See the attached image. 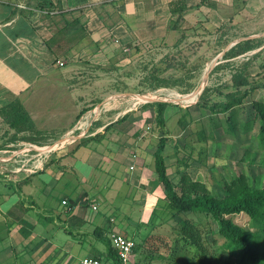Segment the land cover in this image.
Segmentation results:
<instances>
[{"label": "crops", "instance_id": "1", "mask_svg": "<svg viewBox=\"0 0 264 264\" xmlns=\"http://www.w3.org/2000/svg\"><path fill=\"white\" fill-rule=\"evenodd\" d=\"M226 19L230 35L248 27L250 19L258 29L242 35H264V0H0V151H10L11 146L25 141L12 140L14 135H27L16 133L1 113L2 107L17 99L41 133L50 118L52 130H82L72 139L77 144L67 157L70 171L44 165L31 176L21 170L23 164L8 181L0 182L15 189L0 191V264H80L83 257L104 253L106 245L99 237L108 238L111 232L138 236L135 227L125 230L124 221L118 224L117 216L107 214L117 208L115 204L97 216L88 215V209L118 198L122 184L130 189L127 198L134 190V197L145 205L164 199L153 153L146 146L144 152L138 146L134 154L126 152L130 140L134 145L136 140L131 136L126 142L120 140L119 114L109 121L100 117L90 122L88 117L84 127L80 126L82 120L78 126L72 122L60 127L58 117L66 119L73 112L81 115L74 106L69 110L63 105L90 103L91 98L77 94L61 97L57 89L70 90L77 81H84L86 73L102 72L123 51L131 55L134 49L147 45L171 44L178 35H195L199 28L213 29ZM137 115L133 113L123 122ZM98 133L104 134L101 141L87 140ZM66 173L71 178L62 185ZM37 182L52 188L47 191L37 187ZM31 184L35 191L28 192L25 188ZM58 187L60 205L51 199ZM138 187L142 190L137 191ZM28 199L39 205L28 204ZM32 211H36L34 217ZM40 211L49 215L43 217Z\"/></svg>", "mask_w": 264, "mask_h": 264}, {"label": "rangeland", "instance_id": "2", "mask_svg": "<svg viewBox=\"0 0 264 264\" xmlns=\"http://www.w3.org/2000/svg\"><path fill=\"white\" fill-rule=\"evenodd\" d=\"M250 20L248 27L242 31L236 30L233 35H230V21L226 19L222 24L218 22L216 28L206 27L203 29L201 27L195 35H178L176 37L178 40L174 39L171 44L161 42L147 45L137 50L134 49L131 55L128 51L121 52V55H117L113 62L103 67L102 72L86 73L88 76L84 78L83 82L77 81L73 85L74 89L73 87L70 90L63 87L57 89L58 95L61 97L77 94L91 98V102L81 105L72 103L63 105L69 110L74 106L79 112L87 111L79 117L76 112L71 113L72 117L69 113L66 119L61 116L56 122L60 124V127L63 123L70 124L72 122L78 126L82 120L80 126L84 127L88 117L90 122L100 117L109 121L114 115L119 114L120 117L133 111L130 115L137 113L135 118L119 124V130L122 133L119 136L120 140L126 142L130 136L136 140L135 145L131 144L130 140L131 145H126V152L134 154L138 147L144 152L146 147H149V152L153 153L154 158V152L161 137H166L164 154L170 169V178L174 183H178L182 174L187 172L192 178L205 182L212 192L218 194L222 193L226 179L229 180L236 174L245 172L253 184L264 187V144L260 141V123L257 120L253 104L254 101L264 102V86H260L248 94L242 103L236 105L231 111L223 112L219 110L220 107L218 108V104L228 100V93H237L238 95L244 89H250V86H246L239 92L237 91L233 79L236 72L243 71L252 86L264 85V35L255 37L260 40L257 43L260 45L255 49L232 59H224V54H222L217 59V64L213 65L217 56L229 44L245 36H251L242 35L244 32H253L258 29L257 25L252 22L253 19ZM261 28L264 30V27ZM217 65L218 68L214 70ZM160 79H165L166 83L164 86L156 88ZM201 87L203 89L198 93L194 102L184 103L175 99L174 93L193 94ZM205 88L207 90L203 99L200 100ZM49 94L50 92L47 95ZM52 94L56 95V93ZM149 94L156 96L150 102L169 100L167 102L170 105L164 111L165 124L163 127L158 125L156 106L139 108L149 101L139 103L138 107L132 104L137 95ZM50 119L43 123L44 126H47L46 129H43V133L34 134L35 142L25 140L11 146L10 151H0L1 183L8 181L9 175L15 174L14 170L20 169L18 167L23 164L25 166L23 165L21 168L25 169L21 170L31 176L44 165L53 166L52 169H56V171H70L71 166L67 157L71 155L73 147L77 144L72 139L80 135L82 130L71 128L70 132L65 133L62 132V129L52 130L51 126L54 123ZM249 123L250 127L244 130V125ZM28 134L30 132H27ZM67 136L71 141L49 152L52 145ZM142 136L143 138H141ZM41 148L47 154H41L39 151ZM150 153L149 159L152 158ZM8 158H11L10 161L5 160ZM40 160L42 164L39 166ZM42 176L45 177V175ZM70 176V173H66V176L62 177L64 180L62 185H66L70 181ZM38 177L40 178V176ZM158 183L159 181H157ZM36 185L45 187L47 191L50 190V187L52 188L51 185L45 186L42 182H37ZM3 186L0 185L1 192L15 190L14 187L11 188L8 185L3 189ZM30 186L25 190L35 191L34 184ZM156 186L153 184V188ZM60 189L61 187H58L53 190L51 197L58 205H60L57 199L60 196ZM138 190H142V187H138ZM128 191L130 192L128 185L122 184L118 198L115 197L108 203L104 201L105 203H102L99 208L97 207L98 209H93L92 204L88 209V215L97 216L100 211L111 210L109 206L115 204L117 208L112 207L115 210L107 212V214L117 216L120 220L117 222L118 224L124 221L122 224L125 225V230L135 227L138 236L134 239L140 244L136 256L140 264H169L172 250L158 236L165 237L172 247L178 232L176 228L178 221L187 218L198 222L199 226L204 228V236L208 239L210 246L212 243H215V247L224 244L225 238L217 232V225L211 217L202 213H182L170 217L171 213L163 199L154 204L147 202L145 205L143 200L139 203L140 199L134 197V193H136L134 190L132 194L130 193L131 197L127 198ZM31 200H27L28 204L35 205V207L39 205L36 201ZM41 201L39 200L40 204ZM101 201L103 202V200ZM152 208H157L156 218L152 219L155 223L151 220ZM35 212H31L32 216L36 215ZM42 212L44 211H40L41 214H43ZM47 213L44 212V216H42L45 217ZM233 218L244 227L253 231L256 229L252 227L250 217L244 213L234 215ZM39 220L41 219L39 218ZM166 220L168 222L161 224ZM45 221L46 219L43 222ZM142 221L144 222L141 223ZM154 224L156 227L155 236L151 233ZM261 242L264 244V238ZM178 257L183 258L182 250L179 251Z\"/></svg>", "mask_w": 264, "mask_h": 264}, {"label": "trees", "instance_id": "3", "mask_svg": "<svg viewBox=\"0 0 264 264\" xmlns=\"http://www.w3.org/2000/svg\"><path fill=\"white\" fill-rule=\"evenodd\" d=\"M259 41L260 40L255 37L241 40L226 51L223 58L232 59L245 54L258 47L260 45H257ZM217 68L218 65L215 66L214 70ZM233 79L238 92L246 86H250V89H244V91L238 95L237 93H228V100L218 104L220 111L226 112L228 110H233L236 105L242 103L243 99L248 94L254 92L260 86H264L261 84L252 86L251 81H249L248 76L245 75L243 71L236 72L233 75ZM159 82L156 88L164 86L166 80L160 79ZM206 90L207 88H205L204 92L201 94L200 100L203 99ZM197 96L198 94L185 103L194 102ZM253 104L258 118L257 120L260 123V141L264 144V102L254 101ZM168 105H170V103L167 101H156L145 103L139 108L156 106L158 125L163 127L165 124L164 111ZM86 111L87 110H83L81 115ZM131 112L126 113L116 122L125 121ZM1 113L5 122L8 123L11 128L15 129L16 133L30 132V134L24 135L21 138L14 135L11 137L12 140L21 139L32 140V142L36 141L34 134L36 135L41 132L38 130L30 113L19 99L2 107ZM112 124L114 123L108 125L106 130H109ZM249 127L250 123L245 124L244 130H247ZM103 137V133H98L94 136H90L87 140L101 141ZM69 141L71 140H66L61 146ZM165 146L166 137H161L160 143L154 152V158L158 180L164 188L165 198L163 200L166 202L165 205L168 207L169 213H171L170 217H175L182 213L205 214L215 221L217 232L225 238V242L221 246L215 247V243H212L210 246L207 241L208 239L204 236V228H201L198 222H194L189 218L180 220L176 226L178 232L172 247L165 237L161 235L158 236V238H161L160 240L167 244L172 250L169 264H264V244L261 242L264 238V187H258L253 184L250 177L245 172L236 174L229 180L226 179L223 184L222 193L218 194L212 192L205 182L192 178L187 172L182 174L178 183H174L168 173L166 156L164 154ZM39 172L41 171H38V173ZM64 199L65 198H63V200ZM240 213H244L250 217L252 227L256 228L254 231L242 226L234 220L233 216ZM155 214H157V208L153 209L151 220L156 218ZM166 222L168 221H163L161 224ZM153 223L155 222L153 221ZM155 228L154 224V227L151 228L153 236H155ZM99 238L103 240L106 248L102 255L95 256L104 257L107 260L112 259L113 262H117L109 237L103 236ZM139 248L140 244L136 242L134 250L136 254ZM180 250H182V259L178 257ZM139 262L138 260V264H140Z\"/></svg>", "mask_w": 264, "mask_h": 264}, {"label": "built area", "instance_id": "4", "mask_svg": "<svg viewBox=\"0 0 264 264\" xmlns=\"http://www.w3.org/2000/svg\"><path fill=\"white\" fill-rule=\"evenodd\" d=\"M63 65V62H60ZM11 159V158H8ZM133 168V166L131 167ZM62 203L67 204V200L64 199ZM97 204H93L94 209L97 208ZM111 245L115 252L117 262H113L112 259H105L104 257H98L95 255H89L81 259L80 264H138L137 256L135 253L136 241L133 238L124 236L119 232H111L109 234Z\"/></svg>", "mask_w": 264, "mask_h": 264}, {"label": "bare ground", "instance_id": "5", "mask_svg": "<svg viewBox=\"0 0 264 264\" xmlns=\"http://www.w3.org/2000/svg\"><path fill=\"white\" fill-rule=\"evenodd\" d=\"M170 93V92H169ZM197 92H195V93H193V94H187V95H182V94H180V93H174V96H175V99L176 100H178V101H181V102H186V101H188V100H190V99H192V97H195L197 94H196ZM196 94V95H195ZM195 95V96H194ZM152 98H156V96L155 95H152V94H149V95H145V96H136V98H135V100H134V103H132L133 104V106H137L139 103H141V102H146L147 100H150V99H152ZM174 99V100H175ZM177 101V102H178ZM138 107V106H137ZM70 132V131H69ZM62 139V138H61ZM69 138H68V136L66 137V138H64L63 140H59L60 142H58V143H55L54 145H52V147L50 148V151L49 152H51L52 150H55V149H57V148H59L66 140H68ZM45 147V146H44ZM39 151L41 152V154H43V153H45V154H47L46 152H44V150L41 148V149H39ZM39 153V152H38ZM3 158V157H2Z\"/></svg>", "mask_w": 264, "mask_h": 264}, {"label": "water", "instance_id": "6", "mask_svg": "<svg viewBox=\"0 0 264 264\" xmlns=\"http://www.w3.org/2000/svg\"><path fill=\"white\" fill-rule=\"evenodd\" d=\"M252 37H255V36H251V38ZM247 38H250V37H244V38H240V39H238L237 41H235V42H232L231 44H229L223 51H222V53H220L218 56H217V58L214 60V62H213V65H216L217 64V59L219 58V56H221L222 54H224L226 51H228L232 46H234L237 42H239V41H241V40H243V39H247ZM206 76V75H205ZM202 89H203V87H201L200 89H198V90H196L195 92H197V93H200L201 91H202ZM194 92V93H195ZM155 100V99H154ZM149 102L150 101H153V99H150V100H148ZM148 101H146V102H148ZM164 101H169V100H167V99H164Z\"/></svg>", "mask_w": 264, "mask_h": 264}]
</instances>
